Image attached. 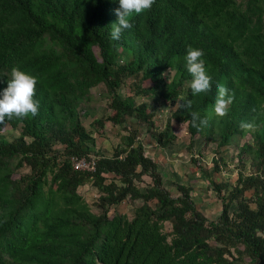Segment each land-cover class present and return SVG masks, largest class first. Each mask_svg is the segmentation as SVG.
Returning a JSON list of instances; mask_svg holds the SVG:
<instances>
[{
	"label": "trees",
	"instance_id": "trees-1",
	"mask_svg": "<svg viewBox=\"0 0 264 264\" xmlns=\"http://www.w3.org/2000/svg\"><path fill=\"white\" fill-rule=\"evenodd\" d=\"M118 7V0H0V90L19 65L38 76L40 101L37 115L0 121V128L21 126L11 141L0 135V264H242L244 256L248 264H264V0H155L113 41ZM188 45L203 50L213 80L210 92L195 97L184 59ZM140 74L150 86L133 82L132 96L122 99L123 81ZM217 82L234 94L222 116L214 110ZM99 84L114 111L108 121L116 124L134 116L155 129L154 113L145 103L136 106V97L168 105L164 129L152 136L161 148L174 139L172 122L186 124L190 152L197 135L218 137L211 172L190 159L221 202L217 220L197 209L191 189L179 185L174 197L163 187L157 164L131 128L118 134L111 156L95 157L94 171L72 167L71 157L93 151L88 145L95 140L77 109ZM182 99L207 118L201 131L191 126ZM246 134L250 141L238 156H249L251 174L239 173L231 185L210 179L225 167L221 149ZM23 167L28 175L15 179ZM143 177L151 180L144 191L137 185ZM88 183L100 194L99 214L78 193ZM126 199L142 205L131 218L110 217Z\"/></svg>",
	"mask_w": 264,
	"mask_h": 264
},
{
	"label": "rangeland",
	"instance_id": "rangeland-1",
	"mask_svg": "<svg viewBox=\"0 0 264 264\" xmlns=\"http://www.w3.org/2000/svg\"><path fill=\"white\" fill-rule=\"evenodd\" d=\"M98 56L97 50H95ZM126 57V56H124ZM125 59H123L124 61ZM120 64H123L120 59ZM133 82H142L144 88L150 86V82L142 80V75L133 78L125 79L123 84L118 90V94L122 99L132 96L133 92L130 89V84ZM108 91L103 84H99L90 90V100L81 104L77 111L79 113L80 121L86 131L90 132L93 136L95 143L93 146L88 145L93 151L84 158H95L99 155L111 156L113 149L119 145V135H127L125 127L131 128L137 132L138 138L142 141L145 149V155L152 159L157 164L158 173L160 174L163 187L176 197L179 195L177 186L182 185L191 189V197L197 207L204 216L209 220H217L221 211V202L216 194L212 191L211 185L206 176H204L190 161L194 156L199 164L204 165L207 172L212 171V159L215 155L217 148L218 137L213 141L207 139L205 136H196L193 139L192 152L187 147L189 145L190 136L186 129L185 123L172 122L171 132L174 139L164 148H161L156 140L152 137L154 133H159L164 129L165 123L169 118L171 111L167 104L158 98L152 96L136 97L134 104L137 106L141 103L148 105L149 110L154 113V127L155 129H147V126L138 121L134 116L125 117V124H116L108 121L109 117H113L114 111L109 106ZM103 119V125H100L94 120ZM0 128V135L5 137L8 141L15 139L20 130V125L17 129H12L7 124H2ZM29 140V139H28ZM250 141V137L246 134L244 137H233L230 144L223 147L222 157L225 159V167L221 172L212 173L211 178L213 181H223L231 185L237 178V175L248 176L251 174V163L248 155H245L241 161L239 160L238 153L241 146ZM55 151L63 157L65 154L64 148L57 144ZM219 155L217 156V158ZM29 169L23 167L14 173V178L19 179L22 176H27ZM108 177H112L109 175ZM142 182L138 183V187L144 191L145 187L151 184L149 177H143ZM46 189V186L43 187ZM227 191H222L226 194ZM79 195L89 205L94 214H99L101 209L98 207L99 192L90 183L85 184L78 188ZM250 193H247V196ZM142 205L141 200L132 201L129 199L124 200L121 204L113 206L110 211V217L115 214L125 215L128 218L133 216L135 208ZM235 208V207H234ZM171 226L168 223L164 224V231L169 232ZM241 248V247H240ZM244 263L248 264V258L244 256Z\"/></svg>",
	"mask_w": 264,
	"mask_h": 264
},
{
	"label": "clouds",
	"instance_id": "clouds-1",
	"mask_svg": "<svg viewBox=\"0 0 264 264\" xmlns=\"http://www.w3.org/2000/svg\"><path fill=\"white\" fill-rule=\"evenodd\" d=\"M155 0H118L119 7L115 10L117 19L111 24L110 37L113 41H119L125 30L132 27V17L146 9H150ZM204 52L198 47L188 45L185 54L187 72L191 76V95L193 97L202 93H208L213 87V80L208 74L204 62ZM38 76L34 75L19 65L12 66L7 78V87L0 90V121L5 117L13 115L24 117L35 116L40 109V101L35 98ZM218 90L214 103V110L219 115L227 114L229 105L234 99L232 90L226 84L217 82ZM182 108L190 113L191 126L197 131L202 130V126L207 125V118H202L198 112L191 111L193 101L182 99ZM242 127L251 128V123H244Z\"/></svg>",
	"mask_w": 264,
	"mask_h": 264
},
{
	"label": "built area",
	"instance_id": "built-area-1",
	"mask_svg": "<svg viewBox=\"0 0 264 264\" xmlns=\"http://www.w3.org/2000/svg\"><path fill=\"white\" fill-rule=\"evenodd\" d=\"M71 164L75 170L92 172L95 169V158L71 157Z\"/></svg>",
	"mask_w": 264,
	"mask_h": 264
}]
</instances>
